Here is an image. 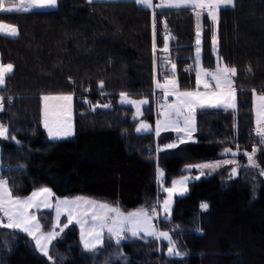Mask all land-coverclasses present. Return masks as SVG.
I'll return each mask as SVG.
<instances>
[{
  "label": "trees",
  "instance_id": "1",
  "mask_svg": "<svg viewBox=\"0 0 264 264\" xmlns=\"http://www.w3.org/2000/svg\"><path fill=\"white\" fill-rule=\"evenodd\" d=\"M154 11L153 17L133 1L58 0L50 11L0 14V22L19 30L16 38L0 36V62L14 66L0 89L5 98L0 124L8 128L0 140V178L14 197L47 188L57 198L88 197L130 212L151 211L157 204V170L167 188L188 174V166L238 149L239 175L231 178V165L205 173L174 199L169 220L159 228L169 233L180 256L166 255L164 239L160 247L135 239L117 246L105 241L103 248L85 252L73 227L55 242L49 262L24 233L0 228V264H264V144L251 133L252 96L264 92V0H234V7L219 12L216 27L201 16L202 67L212 70L218 62L236 68V108L196 111V141L168 151L158 148L173 140L171 132L157 139L137 134L133 109L118 102L120 93L146 98L143 120L153 126L154 64L162 79L170 73H162L167 64L175 63L179 90L195 88L194 13ZM162 32L171 37L166 54L171 63L157 51L165 42ZM64 94L74 95V135L50 141L41 98ZM97 104L110 107L93 110ZM254 148L259 167L248 166L245 155ZM203 202L207 211L200 208Z\"/></svg>",
  "mask_w": 264,
  "mask_h": 264
},
{
  "label": "snow or ice",
  "instance_id": "2",
  "mask_svg": "<svg viewBox=\"0 0 264 264\" xmlns=\"http://www.w3.org/2000/svg\"><path fill=\"white\" fill-rule=\"evenodd\" d=\"M92 3L93 0H88ZM136 3L145 9H187L194 13L197 18V34H196V56L197 62L200 61V45L201 33L199 20L203 14H207L213 24L218 23V16L221 10H226L230 6L234 7V0H159L158 3L153 0H136ZM58 0H0V14L13 12H28L36 9L44 10L57 7ZM153 17L155 11H153ZM166 28V22H165ZM19 30L16 26L0 22V35L9 38H16ZM153 35L155 36V20L153 19ZM213 45H217L218 41L213 36ZM162 51L167 54L168 44L167 36ZM153 52L155 55L156 45L153 43ZM165 63H171L167 56L164 57ZM175 63H171V77L165 76L164 82L156 81V88L164 93L165 101L167 97L174 96L175 101L172 103H162L160 105L162 111V120L158 121L155 128V135L159 136L161 130H172L178 133L176 142L165 145V149H173L179 146L180 143L191 139L192 133L195 131V114L198 109H233L236 108L237 90L235 87L234 77L237 75L235 67H228L222 63H218L213 71H208L202 67L196 71V89L190 91H181L178 88L177 80L175 79ZM14 66L11 63L3 64L0 62V89H3L6 84V78H10L13 73ZM195 71V69H193ZM251 72V68H249ZM70 82L75 83L74 81ZM99 87L103 89V81L99 82ZM203 89V91H201ZM255 91V90H253ZM4 97L0 96V111L4 110ZM72 95H44L43 104V125L48 130V135L56 139L58 137L72 135ZM256 130L255 134L260 137L259 143L264 144V93L256 95ZM51 102V103H50ZM121 104L134 105L139 113L141 106L147 104V99L133 100L130 99L127 93H120ZM109 108V104H97L93 106ZM151 127L141 122L136 131H151ZM183 133V135H179ZM8 128L0 124V137H7ZM158 150H163L159 149ZM259 149L254 148L251 153H245L247 156L248 166L259 167L254 159L256 152ZM225 153H232L233 156L239 154V150L232 152L231 149H225ZM235 160H223L214 163H202L188 166L187 171L195 168L199 174L195 177L185 176L182 179L173 181L172 187L165 188L168 196L163 200L161 209L164 213V219L168 220L171 212V204L173 196H183L188 190V183L191 179L198 180L200 176L205 175L204 169L215 170L218 167L227 164H234ZM238 169H232V175H237ZM264 175V171L261 172ZM163 176V173H160ZM53 193L47 189L32 193L31 197L21 199L14 197L11 189L7 186V181L0 179V213L4 219H0V227L19 230L27 233L35 241L38 250L48 257V245L58 235L55 228L45 233L42 230L41 224L36 213L42 208H53L56 213L57 225L59 228V219L62 214L67 216V222L72 223L75 219L80 225L81 237L84 243V248L87 251H95L97 245L103 244V236L108 234L109 239L115 238L117 245L121 240L126 238L125 234L130 233L136 237L143 233L146 236H152L156 239L163 238L168 241V255L180 256L181 253L177 250L175 242L168 232L159 231L156 229L153 220L158 218L159 213L156 207H152L151 211L145 208H140L136 211L125 212L119 206L110 205L106 202L95 201L92 199L78 197L73 200L57 199L56 203L51 202ZM201 210L207 211L209 205L206 202L201 203ZM35 210V212L33 211ZM67 225H65L66 227ZM62 230V229H61Z\"/></svg>",
  "mask_w": 264,
  "mask_h": 264
},
{
  "label": "rangeland",
  "instance_id": "3",
  "mask_svg": "<svg viewBox=\"0 0 264 264\" xmlns=\"http://www.w3.org/2000/svg\"><path fill=\"white\" fill-rule=\"evenodd\" d=\"M25 2H27V0H25ZM55 8H56V7H55ZM55 8H48V9H44V10L36 9V10H33V11H50V10H54ZM28 12H32V11H28ZM13 13H20V12H13ZM195 17H196V16H195ZM199 27H200V33H201V17H200V20H199ZM214 27H216V25H215ZM196 31H197V27H196ZM196 34H197V33H196ZM196 47H197V45H196V40H195V56H196ZM200 49H201V45H200ZM195 56H194V58H195ZM161 59H162V58H161ZM163 66H164V65H163ZM167 66H169V64H167ZM195 66H196V68H197L198 70L201 68V51H200V61L197 62L196 59H195ZM164 72H165V70L162 71V73H164ZM154 81H156V80H154ZM155 84H156V82H155ZM152 95H153V93H152ZM0 96H2V95H0ZM50 96H56V95H50ZM73 96H74V95H72V97H73ZM129 98H130V97H129ZM163 98H164V96H163ZM73 99H74V97H73ZM73 99H72V102H71V107H72V135H69V136H63V137H58V138H56V139H53V138H51V137L48 135V130L44 127V128L46 129V136H47L48 140H50V141H62V140H69V139H71V138L73 137V135H74ZM130 99H133V100H137V101H139V100H143L144 98H130ZM159 100L161 101L160 97H156V98L153 97V109H154L155 113H156L158 110H160V111H159L160 113H161V111H162V109H161V107H160V104H159ZM165 102H167V103H171V102L169 101V98H167L166 101H165V98H164L163 103H165ZM3 103H4V102H3ZM50 103H51V102H50ZM157 103H158V104H157ZM43 104H44V102H43V100H42V103H41V105H42V119H41L42 124H43ZM119 104H121L120 100H119ZM155 104H156L157 106L154 108ZM121 105H124V106H131V107L134 109V115H133V118H136V119H138V120H141V118H142V116H143L142 108H143L144 105L141 106V110H140L139 113L136 111V108H135L134 105H128V104H121ZM0 112H1V111H0ZM156 116H157V115H156ZM159 117H162L161 114H159ZM162 119H163V117H162ZM162 119H160V120H162ZM160 120H159V121H160ZM43 126H44V125H43ZM5 139H6L5 137H0V140H5ZM194 140H195V139H193V136H191V139H189V140H187V141H185V142H194ZM221 155H222L223 159H219V160H217V161H211V162H208V163H214V162L223 161V160H235L236 163H234V164L223 165V166H221V167L216 168L214 171L218 170L219 168H222V167H225V166H229V165H231V166H232V169H233V168H237V169H238V174H237V175H232V170H231V173H230L231 178H236V177L239 175V168L237 167V166H238V165H237V163H238V161H237V157L233 156L232 154H228V153L226 154L225 151H222V152H221ZM225 157H226V158H225ZM1 170H2V167H1V164H0V172H1ZM205 170L207 171V170H209V169H204V171H205ZM210 171L213 172V170H210ZM261 172H262V171H261ZM261 172H260V175H261L262 179L264 180V175H262ZM160 173H161V172H160ZM0 179H1V178H0ZM156 180H157V183H158V193H159L160 197H159V200H158L157 204H156L155 206H153V207H156V208H157V212L159 213V216H158V218H156V219L153 220V223H154L156 229L159 230V231H161L160 228H159V226H160V224H161V221H167V220L164 219V214H163L162 209H161V205H162V202H163L162 199H163V197H164V196H163V192H164V188H165V187L163 186V183H162L163 178H161V176H159V175L157 174V171H156ZM37 191H40V190H37ZM37 191H35V192H37ZM184 196H185V195H184ZM78 197H82V196H77V197H72V198H57V197L53 196V197L51 198V202H52L53 204H55L56 201H57V199L73 200V199H76V198H78ZM82 198H87V199H92V200H95V201L104 202V201H102V200H97V199L88 198V197H82ZM177 198H178V197H177ZM23 199H27V198H23ZM173 201H174V200H173ZM108 204H109V203H108ZM110 205H112V204H110ZM114 206H116V205H114ZM171 208H172V207H171ZM33 211L35 212V210H33ZM134 211H136V210H134ZM130 212H132V211H130ZM36 215H37V218H38V220H39V222H40V224H41L42 230H43L45 233L52 231L54 228H55V230H56L57 233H58V235H56V237H55V238L50 242V244L48 245L49 255H50V251L52 250L51 247L54 246L55 242L58 241V240H62L64 234H66L67 232H72V228H73V227H76V232H77L78 242H79V244H80L81 249H82L83 251H85V252H93V251H87V250H85V248H84V243H83V240H82V237H81L80 225L76 223L75 219L73 220L72 223H68V222H67V216L64 215V214H62V215L60 216V219H59V225H60V227L57 228V227H56V225H57V218H56L55 210H54L53 208H42L39 212L36 213ZM0 219H4L3 215H2V217L0 216ZM168 220H169V219H168ZM65 225H67V226L65 227ZM0 228H3V227H0ZM61 229H62V230H61ZM11 230H13V229H11ZM17 231H19V230H17ZM19 232H22V231H19ZM22 233H24V234L29 238V240L32 242V244H33V246H34L36 252H37L39 255H41L43 258H45V259L48 260V261H53V260H54V258H52V260H49L48 257L44 256L43 253H41V252L38 250V248H37L36 245H35V241L32 239L31 236H29V235H28L27 233H25V232H22ZM125 236H126V238L122 239L121 242H125V241H128V240H132V238H137V239H135V240H139V241H142V242H144V243H156L158 246H159V245L161 246V240H163V238L156 239V238H154V237H152V236H146V235H144L143 233H141L139 236H136V237L131 236L130 233H126ZM105 241L113 242V244H114L115 246H117V244H116V242H115V238H112V239L110 240V239H109V236H108L107 233H105L104 236H103V243H104ZM121 242H120V243H121ZM160 246H159V247H160ZM101 248H103V244H102V246H101V245H97L95 251H97V250H99V249H101ZM165 253H166V255L168 254V252H165Z\"/></svg>",
  "mask_w": 264,
  "mask_h": 264
},
{
  "label": "crops",
  "instance_id": "4",
  "mask_svg": "<svg viewBox=\"0 0 264 264\" xmlns=\"http://www.w3.org/2000/svg\"><path fill=\"white\" fill-rule=\"evenodd\" d=\"M88 1V0H87ZM112 1H133V2H135L136 3V0H93V2H112ZM153 2H154V0H153ZM155 3V2H154ZM137 4V3H136ZM139 5V4H138ZM140 7H142L141 5H139ZM231 7V6H230ZM147 10H149V9H147ZM155 9H152V10H150V11H154ZM206 14V13H205ZM207 15V14H206ZM209 18V17H208ZM210 19V18H209ZM196 20H197V18H196ZM211 21V20H210ZM212 22V21H211ZM213 24V23H212ZM217 24V23H216ZM216 24H213L214 26L216 25ZM196 27H197V24H196ZM196 33H197V31H196ZM0 36H3V35H0ZM7 37V36H6ZM195 40H196V38H195ZM164 44H165V42H164ZM167 44H168V39H167ZM163 47H164V45H163ZM163 47L162 48H159V49H157V51H159L160 53H162V55L165 57L166 56V54L162 51V49H163ZM168 49H169V47H168ZM213 54H214V56H216V45L214 46L213 45ZM194 56H195V50H194ZM217 64H218V62H217ZM217 64H216V66H215V68H213L212 70H208V71H213V70H215L216 69V67H217ZM201 67H202V62H201ZM203 68V67H202ZM192 69H195V71L193 70V73H194V75H195V88L194 89H196V71H198V69L196 68V66H195V58H194V63H193V65H192ZM204 69V68H203ZM165 72L167 73H169V75H167V76H169V77H171V75H172V72H171V64L165 69ZM176 79V78H175ZM154 80H159L161 83H163L164 82V77L162 78V79H158V77H157V66H156V64H154ZM156 81H154V83H153V91H152V93H153V97L154 98H156V97H160V99H161V101L159 102V104L161 105L162 103H163V100H164V98H163V96H164V93H163V91L162 90H160V89H157L156 88V84H155V82ZM194 89H192V90H194ZM181 91H190V90H181ZM201 91H203V89H201ZM260 93H264V92H259V93H255V94H253V96H252V111H253V128L254 129H256V127H257V124H256V103H257V101H256V95L257 94H260ZM43 97V96H42ZM130 97V96H129ZM130 98H132V97H130ZM167 98H169V101L172 103V102H174L175 101V97L174 96H169V97H167ZM144 99H146V98H144ZM119 100H120V96H119V99H118V102H119ZM236 100H237V96H236ZM41 103H42V98H41ZM158 104V103H157ZM121 105V104H120ZM148 105V103L147 104H144V106H143V108H142V111H143V109L146 107ZM122 106H124V105H122ZM157 105L155 104V106H154V108L156 107ZM127 107H130V108H132L131 106H127ZM133 109V108H132ZM198 110H202V109H198ZM197 110V111H198ZM214 110H224V109H214ZM233 109H228V111H232ZM133 111H134V109H133ZM160 110H158L156 113H155V111H154V123H153V126H151L150 124H148L146 121H144L143 120V116H142V118H141V120H138V119H136V118H133L135 121H136V128L137 127H139L140 126V123L141 122H143V123H146V124H148L150 127H151V131H142V132H137L136 131V133L137 134H144V133H152V134H154V136H155V138L157 139V138H159L162 134H164V133H167V132H171L172 134H173V140L171 141V142H169V143H167V144H171V143H174V142H176L177 141V139H178V133L177 132H175V131H172V130H167V131H165V130H161V132H160V135L159 136H156L155 135V128H156V126H157V123H158V121L160 120V119H162V117H159V114H160V112H159ZM133 115H134V113H133ZM157 115V116H156ZM41 119H42V105H41ZM42 122V121H41ZM42 126H43V124H42ZM43 128H44V126H43ZM44 130H45V132H46V129L44 128ZM179 135H183V133H180ZM192 136H193V139H195V131L192 133ZM260 137H258V140L260 141ZM196 141V139L194 140V142ZM194 142H184V143H194ZM184 143H180L179 145H181V144H184ZM167 144H165V145H167ZM165 145H163V146H161V147H159V149H163V150H160V151H168V150H172V149H165ZM174 149V148H173ZM228 154H232V153H228ZM238 155H235V157H237ZM226 158V157H225ZM221 159H223V157H222V155H221ZM219 160V159H218ZM217 161V160H216ZM204 163H208V162H204ZM200 164H202V163H200ZM204 171V170H203ZM205 173H209V172H212V171H210V170H205L204 171ZM157 174L159 175V176H161L160 175V171L159 170H157ZM199 174V172L195 169V168H192L191 169V171H188V174L187 175H185V176H191V177H195L196 175H198ZM185 176H182V177H179V178H176V179H173L172 181H171V183H170V186L169 187H167V188H170V187H172V183H173V181H176V180H179V179H182L183 177H185ZM201 177V176H200ZM161 178H163L162 176H161ZM194 180H196V179H191L190 180V182L189 183H191L192 181H194ZM162 183H163V181H162ZM189 183H188V185H189ZM165 189V188H164ZM188 191V190H187ZM35 192V191H34ZM34 192H32V193H34ZM32 193L29 195V196H27V197H24V198H29V197H31V195H32ZM187 194V192L184 194V195H186ZM183 195V196H184ZM54 196V195H53ZM163 199L162 200H164V199H166L167 198V196H168V194H167V192H163ZM177 197H182V196H179V195H174L173 196V200L175 199V198H177ZM21 199H23V198H21ZM163 203V202H162ZM172 204H173V202H172ZM172 204H171V207H172ZM163 212V211H162ZM171 213V212H170ZM164 214V213H163ZM0 216L2 217V213H0ZM134 239H137V238H132V240H134ZM52 248V247H51ZM50 256H51V251H50ZM52 257V256H51ZM52 260V259H51ZM54 261V260H53ZM53 261H49V262H53Z\"/></svg>",
  "mask_w": 264,
  "mask_h": 264
},
{
  "label": "built area",
  "instance_id": "5",
  "mask_svg": "<svg viewBox=\"0 0 264 264\" xmlns=\"http://www.w3.org/2000/svg\"><path fill=\"white\" fill-rule=\"evenodd\" d=\"M159 1H157V2H155V3H158ZM154 3V4H155ZM167 36V39L169 40L171 37L166 33V32H162L161 34H160V37H162V38H164L165 39V37ZM159 102H160V100H159ZM255 130L256 129H252V139L253 140H257L258 139V136L255 134Z\"/></svg>",
  "mask_w": 264,
  "mask_h": 264
}]
</instances>
